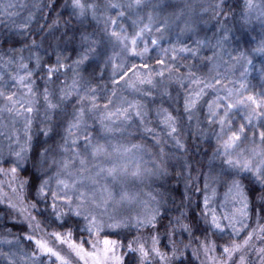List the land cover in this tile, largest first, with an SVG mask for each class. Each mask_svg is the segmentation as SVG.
I'll list each match as a JSON object with an SVG mask.
<instances>
[{
  "label": "snow or ice",
  "instance_id": "6c2138e0",
  "mask_svg": "<svg viewBox=\"0 0 264 264\" xmlns=\"http://www.w3.org/2000/svg\"><path fill=\"white\" fill-rule=\"evenodd\" d=\"M65 7L71 8L70 15L80 24L77 59L70 66L71 84L59 79L61 70L66 68L63 63L66 57L58 53L55 63L50 64L39 55L38 50L44 46L45 39L39 43L32 40L31 44L7 41L9 47L5 55L8 60L5 63L15 64V74L6 73V80L0 77L3 80L0 99L4 102L0 111L22 118L23 126L22 129L13 126L8 134L0 133L9 142L6 150L0 148V176L10 177L9 187L19 181L20 191L27 190L35 201L21 208L22 214L43 203L46 209H51L52 221L58 222L57 227L61 229L47 233L51 239L25 235L23 239L34 246L27 252L19 250L18 259L15 258L17 253H11V259L9 254H4L8 264H46V260L49 264H73L72 257H75V264H125L128 255L133 257L128 264H152L153 260L170 264L166 252L157 247L159 239L151 235L153 230L159 232L162 229L169 237L171 248L165 245V249L170 250L173 257L178 251V241L173 237L178 233H187L189 244L192 239H197L206 254L217 247L209 241L208 233L213 229L218 230L213 234L223 235L230 229L231 232L227 233L230 237L240 236L248 227L244 221L250 208L258 206L259 213L264 214V92L245 95L247 84L243 82L248 74L247 66L252 61L242 50H237L235 56L228 54L237 63L243 61L244 71L238 88L228 87L219 72L202 78L191 71L190 66L185 75L174 76L179 71L175 66L179 54H190L195 59L203 48H212L214 56L218 50H223L230 40L232 28L228 26V18L234 15L235 8L226 0H211L206 7H201V13L211 10L214 17L223 18L217 20V32L208 38L200 35L199 27L206 21L193 14L190 4H185L170 13L156 28L161 33L160 38L147 40L144 34L145 31L151 32V28L145 25L137 30L136 20H132L134 31L129 35L121 23L125 17L124 9L134 12L145 7L161 8L158 0L151 5L146 0H71V4ZM113 11L115 17L111 15ZM253 12H258L257 18L264 23V3L243 0L240 19L248 23ZM148 19L152 21L153 16L149 14ZM93 22L96 26H92ZM101 23L103 27H99ZM169 30L175 43L170 48L159 49L168 61L156 57L155 63L160 66L157 69L148 62L152 59L150 52L159 48V39ZM43 31L41 27L39 32ZM76 35L74 32L68 39L75 40ZM187 41H191L193 47H189ZM47 47L55 50L58 45L48 43ZM25 50L30 53L27 57L22 55ZM252 51L264 55V36ZM126 58H139L141 63H129ZM205 59L210 62L212 57ZM109 67L108 79L113 87L110 95H102L106 88L101 89L99 82ZM214 68L208 69L209 73ZM261 71L264 72V68ZM185 80L195 87L187 88ZM173 83L185 89L182 110L173 107L172 102L176 99L170 91ZM120 87L131 89L139 94L140 99L128 100L118 96ZM13 88L16 91H12ZM241 112L243 122L237 123L235 117ZM193 120L195 130L189 129L190 137L207 138L211 135L217 143L211 160L220 162L209 164V171L204 174L205 190L211 185L226 188L225 200L241 205L235 211L218 216L215 209L209 208V197L205 195L202 219L208 228L201 230L202 242L194 232L198 221L193 222L182 208H178L179 215L169 218L167 223L162 222L166 213H161L159 207L146 206L143 214L136 217L123 216L117 211V206L129 204L134 199L127 191V178L143 175L140 164L134 163L133 150L140 151L151 143L152 147L159 148L162 157L164 149L161 145L168 139L174 141L177 149L186 150L179 133L185 121L190 123ZM254 121L260 122L259 127ZM34 125L37 129L35 137L32 134ZM39 136L45 139L41 141ZM54 136L58 139H53ZM137 136L141 143H132L128 147L122 142ZM242 144L246 146L242 148ZM148 171L151 176L167 175V169L160 166ZM20 173H24L23 178ZM19 199L24 203L26 197L20 196ZM9 207L15 209L17 206L9 202ZM105 216L107 220L103 219ZM27 218L35 220L31 216ZM133 227L149 230L151 247L146 246L143 235L129 239L127 234H122L123 229ZM32 228L29 223V229ZM259 231L264 232V227ZM252 235L249 233L242 243L229 239L219 245L221 258L210 257L212 264H248L242 253ZM112 236L119 239H111ZM3 243L10 244L11 241L5 238ZM125 248L127 252L121 254ZM257 254L260 264H264V248L258 249Z\"/></svg>",
  "mask_w": 264,
  "mask_h": 264
},
{
  "label": "trees",
  "instance_id": "16d2710c",
  "mask_svg": "<svg viewBox=\"0 0 264 264\" xmlns=\"http://www.w3.org/2000/svg\"><path fill=\"white\" fill-rule=\"evenodd\" d=\"M146 2L151 5L156 3L157 0H146ZM162 5L161 8L153 9L152 7H145L142 9H135L134 12H129V10L124 9L125 17L121 21L123 26L127 29L129 35L134 31L132 27V20L137 21V30L143 28L145 25H148L151 28V32H146L144 38L150 40L151 38H160L161 33L156 31V28L161 26L162 21L172 12L183 8L185 4H190L192 6L193 14L200 15L203 17V20L206 23L200 24L201 36L206 35L208 38H212L213 34L217 32V20L223 18L214 17L211 10L207 13H201V7H206L211 0H158ZM257 4L264 3V0H255ZM226 3L235 8L234 15L229 16L228 26L232 28L230 33V40L225 44L223 50H218L216 56L213 55V49L203 48L197 58H192L190 54H179L175 62V66L179 69L178 72L174 73V76L185 75L190 70L196 72L198 76L202 78L209 75H215L216 72L221 73L224 79V83L228 87H239L241 82V73L244 71L242 66L243 61L237 63L229 57V53L232 56L237 55V50L245 51L247 58L252 61L251 65H248V74L244 83L247 84L248 94H259L264 92V72L261 71L264 68V55L253 52L252 50L258 46V43L262 36H264V23L261 22L256 12H253L248 23H244L240 19L241 16V6L243 5V0H226ZM55 7H51V5ZM71 0H0V77H3L4 80L8 79L6 73H14L15 64L7 65L5 62L8 60V56L5 55L6 50L9 47L7 41H17L27 44H31L32 40H36L38 43L41 39H45L44 46L41 47L39 55L43 58L44 61L54 64L56 60V55L59 53L62 57H66L63 60V63L66 65L65 69L61 70L59 79L61 81L67 80L71 84L72 72L70 66L72 65L73 60L77 59L76 50L78 48L79 34L78 29H80L79 21L72 15L71 8L65 7V5H70ZM11 5V7H9ZM171 5L172 7H168ZM187 11V9H185ZM151 14L153 16L152 21H149L148 16ZM115 17V12L111 13ZM131 16V19H129ZM88 22L85 21V25ZM51 26V32L49 27ZM92 26H96L95 22L92 23ZM43 27L44 31L39 32V29ZM99 27H103L101 23ZM91 31V28H89ZM23 32L24 35L21 36L19 33ZM76 32V39L69 40L68 37H71L73 33ZM67 33L65 37L64 34ZM64 37L63 39H58ZM48 43H53L58 45L55 47V50L48 48ZM175 43V37L171 34V31H165L163 33V38L159 39V48L151 50L150 55L152 59H149V64L155 68H159V65H156L155 58H163L168 61V57H165L163 53L160 52V48H170L172 44ZM189 47H193L191 41H187ZM141 43V47H142ZM17 46H20L18 43ZM151 47V45H150ZM36 51V49H33ZM119 48L116 49V52L119 53ZM111 54V53H110ZM23 56L27 57L30 55L28 50H25L22 53ZM171 55V53H169ZM212 57V60L209 62L205 58ZM129 63H136L139 65L141 61L139 58H126ZM119 62V58H118ZM207 64V67L204 65ZM181 65H185L181 67ZM214 70L209 73L208 69L213 68ZM111 74V68L109 67L105 73V77L101 80L100 88L105 89L102 95H110L113 85L108 79ZM168 76V73L165 72V77ZM229 81L235 82L233 85ZM39 83H43V80H39ZM11 83V82H10ZM165 83H168L165 80ZM0 84H3V80H0ZM123 84V82H121ZM184 84L187 88H194L195 85H191L188 80L184 81ZM219 87V86H218ZM12 91H16L15 88ZM172 95L176 98L173 101L174 108H180L182 110L183 96L185 94V89L181 88L179 84L173 83L170 88ZM118 96H123L128 100L140 99L139 94L133 93L131 89L127 87H120L117 89ZM223 94V93H221ZM146 102V101H142ZM4 102L0 99V105ZM116 103L119 104V100H116ZM203 104V101H201ZM165 107L168 105L165 104ZM7 115L8 119L5 122H11V119H14V114L6 111L5 116ZM243 112L235 117L237 123L243 122L241 116ZM16 129H22L23 120L22 118H16ZM5 122L1 123L3 125V133L8 134L13 130V125H7ZM259 127V121H254ZM195 120L192 122H184V126L181 128L179 133V138L181 142L185 145L186 150L177 149L174 141L168 139L165 144H162L161 147L164 149V154L161 157L159 148L152 147L151 143L146 145L145 149L140 151L133 150L134 153V163H139L143 175L139 178L129 176L126 180V188L129 194L134 197L133 203L129 207L125 205L121 206L119 212L123 216H132L136 217L137 214H143L144 210L139 208H134L139 203H144L147 208L159 207L161 213H166L163 217V223H167L169 218L179 215L177 211L178 208L182 210L189 216L193 222H197V229H194L195 237L199 238V241L204 240L202 231L205 228H208V225L202 219L203 212L205 211L204 207V197L207 195L209 197V208L215 209L218 216H222L225 212H232L235 209L240 208L241 205L234 203L232 200H225L226 188H221L218 185H211L207 190L204 188V174L209 171V164H218L220 161H212V153L217 147V143L214 137L209 135L207 138L200 137L196 138L195 136H189V129L195 130ZM32 134L37 136V129L35 125L32 129ZM251 135V133H249ZM39 140H44L43 136L38 137ZM53 139H58V137H53ZM128 147H131L132 143H141L139 137L135 139H130L128 141H123ZM21 143H23V134L21 132ZM8 140L2 136L0 137V148L5 150L8 147ZM15 147V145H13ZM246 145H241L245 147ZM251 147V145H247ZM134 166V165H133ZM157 166L167 169L166 176H151L149 175L148 170H155ZM7 168L8 165H3ZM21 178H23L24 173H20ZM10 177L0 176V264H8V260L5 259L4 254H8L11 248L18 246L19 249L23 251H29L30 247L34 245H29L28 241L24 240L23 237L28 235L27 226L19 221V215L15 212V209L9 207L10 198L7 197V193H14L13 201L19 199L20 196H25L26 199L22 205H25L28 202H35L32 200L30 194L27 193V190L24 192L20 191L19 181H16L12 184V188H15L16 191H12L9 188ZM247 183V181H245ZM199 188L200 191H196ZM213 188L215 192H213ZM187 196V199H185ZM16 199V200H15ZM183 201V203H182ZM21 202V201H19ZM126 209V210H125ZM32 217H35L34 223L39 224L38 231L42 236L51 239L46 234L51 233L52 231H60L57 227L58 222H53L50 215L51 209H46L43 203L37 205L36 209H27ZM107 218V217H106ZM104 219V218H103ZM188 223L189 221H184ZM245 224L248 225L247 229L241 233L240 236H229L227 233L231 232L230 229L226 230V233L223 235L213 234L218 230H212L208 233L209 241L214 242L217 247L214 251H209L210 254H213L216 258L220 259L222 254V249L219 245L224 244L229 239L235 240L237 243H241L247 235L254 230L257 222H260L264 226V214L259 213V207L255 209L250 208L248 211V218L245 219ZM223 223H226L223 222ZM239 227V225H238ZM122 234H127L129 239L135 236L143 235L146 239L147 244L151 246V239H149V230L147 228H141L137 230L136 228L123 229ZM151 235H156L159 239L157 247L162 252H166L167 257L170 260V264H201V252L203 247L197 239H192V242L189 244V239L187 233L180 235L179 233L173 237L178 241V251L176 252L175 257H173L170 250L165 249V245L171 248L169 244V237L166 236L161 229L159 232L153 230ZM7 238L8 241H11L10 244L3 243L4 239ZM111 239H119L117 236H112ZM143 242V240H142ZM261 246L264 248V232L261 236ZM185 244H189L186 248ZM127 252V249H123L121 254ZM10 259V257H9ZM133 257L128 255L125 257V264H128ZM156 261V260H155ZM163 263V262H162ZM46 264L49 262L46 260ZM152 264H157L156 262Z\"/></svg>",
  "mask_w": 264,
  "mask_h": 264
},
{
  "label": "rangeland",
  "instance_id": "374dc122",
  "mask_svg": "<svg viewBox=\"0 0 264 264\" xmlns=\"http://www.w3.org/2000/svg\"><path fill=\"white\" fill-rule=\"evenodd\" d=\"M256 14H258V12H256ZM256 18H257V15H256ZM146 32L147 31H145V33ZM150 49H151V47H150ZM2 107H3V104L0 105V108H2ZM5 113H6V111H0V133H3V130H2L3 129V125H1V123L5 122L8 119L7 115L5 116ZM16 118L17 117H14V119H11L10 123L9 122L8 123L5 122V123L7 125L16 126L18 124V123L16 124V121H17ZM2 136L3 135H0L1 138H2ZM9 188L13 191L12 187H9ZM6 196L10 198L9 200H11L12 204H16L17 207L15 208V212H17V214L20 216L19 217V221L24 223L27 226L28 235H35L37 238L44 237V236H42L40 231L37 230L36 224L34 223V221L27 218V217L31 216V213L28 210L26 212H24L23 214L21 213L20 209L23 208L24 206L22 205L21 202H19L20 199H18V200L15 199L16 201H13L12 199L14 197V193H7ZM132 203H133V201L131 203H129V204H124L125 205L124 208L129 207ZM154 206H155V204L153 205L152 208H154ZM120 208H122V207L121 206H117V211L118 212H119ZM134 208H139V209H142L144 211L146 210V206H145V204L143 202L137 204ZM109 211L111 212L112 209L110 208ZM106 217L107 216L103 217L104 220H107ZM29 223H31L33 225L32 229H29ZM261 227H264V226L260 222H257V225L255 226L254 230H252L250 232V233L253 234L252 235V239L250 240L249 245L247 246V248H245L243 253H242V254L246 255L247 260H248V264H260V260H259L258 254H257V250L260 249V248H263L261 246V243H260L261 242L262 232H260L259 229ZM44 238L48 239L46 237H44ZM146 246L147 247H151L150 244H147ZM57 247L59 248V245H57ZM19 250H20L19 247L16 246V245H15V247L11 248L10 251L8 252L10 259L12 258L10 256L11 253H17V256L15 258L18 259L19 258ZM201 257H202L201 264H212V261L209 258L210 257L216 258L213 254H210L209 252H207V254H206L204 249L201 252ZM238 258L239 257L237 256L236 259H238ZM72 259H73V264H75V257H72ZM150 259H151V257H150ZM216 259H218V258H216ZM154 262H156L157 264H163L162 262H158V261L153 260L152 263H154ZM81 264H82V262H81Z\"/></svg>",
  "mask_w": 264,
  "mask_h": 264
}]
</instances>
